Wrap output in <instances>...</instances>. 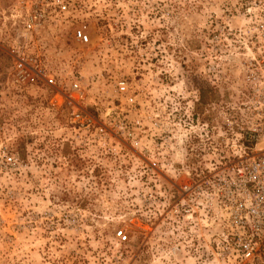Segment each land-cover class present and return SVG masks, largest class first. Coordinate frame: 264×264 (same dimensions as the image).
Masks as SVG:
<instances>
[{
	"label": "rangeland",
	"instance_id": "rangeland-1",
	"mask_svg": "<svg viewBox=\"0 0 264 264\" xmlns=\"http://www.w3.org/2000/svg\"><path fill=\"white\" fill-rule=\"evenodd\" d=\"M27 2L0 0V75L12 64L9 11ZM70 2L73 19L25 46L61 80L91 82V121L79 128L73 106L34 90L0 93V264H264L211 246L174 210L180 186L240 137L242 0ZM80 19L85 44L73 38Z\"/></svg>",
	"mask_w": 264,
	"mask_h": 264
},
{
	"label": "built area",
	"instance_id": "built-area-1",
	"mask_svg": "<svg viewBox=\"0 0 264 264\" xmlns=\"http://www.w3.org/2000/svg\"><path fill=\"white\" fill-rule=\"evenodd\" d=\"M242 5L238 32L244 49L241 68L244 113L240 137L229 145L226 156H220L222 160L210 159L202 174L180 186L174 210L182 216L179 220L196 233L200 227L206 228L210 235L208 244H222L234 259L251 263L264 259V0H242ZM76 10L70 0H29L11 8L7 19L13 34L12 64L6 74L0 75V93L21 95L34 90L51 104L73 106L72 121L80 128L91 121L82 107L91 82L78 75L61 80L42 52L29 51L25 46L59 18L69 22ZM76 25L73 38L87 43L90 39L87 20L80 19ZM117 85L119 92L133 103L134 92L127 81L119 79ZM206 130L212 133L211 129ZM96 131L104 129L100 126ZM129 136L133 138L132 133ZM2 149L5 161L16 163L17 156L6 145ZM116 237L125 241L127 234L119 229ZM193 237L200 239L192 234L191 240Z\"/></svg>",
	"mask_w": 264,
	"mask_h": 264
}]
</instances>
